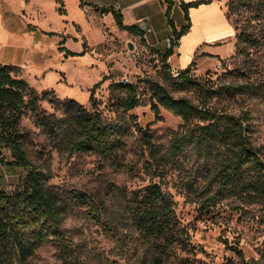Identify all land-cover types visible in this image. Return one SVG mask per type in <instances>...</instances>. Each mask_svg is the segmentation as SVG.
Wrapping results in <instances>:
<instances>
[{"label": "rangeland", "instance_id": "rangeland-1", "mask_svg": "<svg viewBox=\"0 0 264 264\" xmlns=\"http://www.w3.org/2000/svg\"><path fill=\"white\" fill-rule=\"evenodd\" d=\"M10 1L9 23L17 30L10 42L1 41L0 59L17 65L18 76L40 94L39 103L45 112L62 113L53 105L56 99L73 98L89 106L93 86L102 79L94 88L99 108L110 118L125 120L130 128L119 157L104 160L94 151L59 152L35 123L31 110L21 116L20 125L29 136L31 156L50 167L48 183L69 199L64 226L72 264H151L155 245L132 226L125 204L135 190L144 189L153 178L174 200L179 239L170 247L168 264L183 260L227 264L230 258L238 257L237 248L246 257L264 262V203L224 195L207 208L203 200L211 192L207 191L209 161L188 145L180 169L169 166L164 175L153 174L146 164L147 143L143 141L168 143L187 126L180 115L168 108L160 105L158 112L152 108L149 82L156 80L166 84L176 96H187L218 111L247 113L251 138L264 150V23L253 21L249 30L259 38L258 42L246 45L244 53L236 54L237 34L244 21L233 13L228 15L230 0H220L232 32L218 40L205 39L202 43L206 47L195 50L191 60L192 73L210 88L207 92L173 85L166 76L162 57L165 51L149 45L142 34L120 27L106 7L80 3L76 8L72 0H64L65 12L60 13L56 0H25L26 5L24 0ZM183 15L182 10L180 16ZM172 17L179 18L177 11ZM32 25L35 29L29 28ZM206 31L216 32L208 26ZM62 46L79 54H67ZM211 50L213 53L206 52ZM120 81L136 85L140 103L132 109L113 105V89L121 91L115 87ZM245 82L256 84L258 89L238 92L237 86ZM196 122L203 120L194 118L188 124ZM23 175L20 168L5 171L3 187L8 191L16 188ZM112 185L125 194L111 192ZM77 189L106 200L108 212L118 220L114 235L91 217L85 204L73 202L72 192ZM60 263L53 239L39 245L30 257V264Z\"/></svg>", "mask_w": 264, "mask_h": 264}, {"label": "trees", "instance_id": "trees-1", "mask_svg": "<svg viewBox=\"0 0 264 264\" xmlns=\"http://www.w3.org/2000/svg\"><path fill=\"white\" fill-rule=\"evenodd\" d=\"M56 1L60 4V13H64L65 1ZM165 1L168 3L166 15L175 38L172 46L162 54L166 76L176 87H195L210 92V88L204 87L202 81L192 73V61L180 68L178 75H174L167 62L181 36L191 27L190 7L210 0H182L181 6L188 22L180 28H177L171 14L172 0ZM106 9L113 12L120 27L144 36L143 29L123 21L121 11L110 7ZM227 13H233L244 21L237 34L235 52L244 53L246 45L258 42L259 38L249 29L255 20L264 23V0H230ZM29 28L35 29V26ZM61 49L67 54H79L66 46ZM17 68L16 64L0 62V264H30V257L36 248L48 239L55 240L60 264H72L64 226L69 199L48 183L50 167L31 156L29 136L20 125L21 116L26 110H31L35 123L59 152L94 151L104 160H116L119 157L130 128L125 120L110 118L99 108L94 88L102 79L93 86L89 106L73 98L67 101L56 99L53 105L62 111L57 115L45 112L39 103L40 94L25 78L18 76ZM115 87L122 91L113 89V105L116 107L129 110L140 103L133 82L120 81ZM237 88L238 92L258 89L251 82L240 84ZM149 90L155 112L162 105L180 115L187 124L168 143L143 139L147 143L146 164L153 174L164 175L169 166L180 169L184 163L183 154L188 145H192L197 154L209 161L206 169L207 191L211 192L204 198L203 205L209 208L224 195L264 203V150L251 138L247 113L218 111L196 103L187 96H176L166 84L156 80H150ZM194 118L203 122L188 124ZM18 168L24 172L22 181L19 186L8 191L1 180L4 172ZM110 191L124 192L113 185ZM71 199L74 203L85 204L91 217L100 221L110 235L115 234L118 220L108 212L103 197L77 189L73 190ZM173 206L172 197L154 178L144 189L135 190L126 199V214L132 226L142 238L155 245L156 254L151 264H168L170 247L179 239ZM237 252L238 257L230 258L227 264H264L261 259L246 257L241 248H237ZM177 264L193 263L183 260Z\"/></svg>", "mask_w": 264, "mask_h": 264}, {"label": "crops", "instance_id": "crops-1", "mask_svg": "<svg viewBox=\"0 0 264 264\" xmlns=\"http://www.w3.org/2000/svg\"><path fill=\"white\" fill-rule=\"evenodd\" d=\"M53 1V0H50ZM75 7L80 3L85 6L110 7L119 10L123 14V21L127 24H134L143 29L149 45L160 50L168 49L167 38L172 34V28L169 25L166 15L168 3L165 0H72ZM182 0H172L171 14L177 11L179 18L175 20L177 28L187 24L185 14L180 16L183 8ZM190 1V0H185ZM25 3V0H24ZM26 5V3H25ZM6 6L7 9L4 8ZM11 6L10 0H0V43L1 41L10 42L17 28L11 27L7 10ZM184 13V11H183ZM191 17V27L179 39L174 52L169 56L172 66L186 67L191 63L193 52L195 50H204L206 46L202 43L206 40H218L227 32H232L231 24L226 17V8L220 0H210L201 3L198 6H192L189 9ZM218 23L215 26L214 24ZM151 27V30L146 27ZM215 30V33L209 34L206 27ZM19 31V30H18ZM212 52L213 51H206ZM0 62H3L0 59Z\"/></svg>", "mask_w": 264, "mask_h": 264}, {"label": "built area", "instance_id": "built-area-1", "mask_svg": "<svg viewBox=\"0 0 264 264\" xmlns=\"http://www.w3.org/2000/svg\"><path fill=\"white\" fill-rule=\"evenodd\" d=\"M145 27L148 30H151L152 29L151 27H147V26H145ZM173 40H175L173 34H171L170 36H168V38H167L168 48L172 46ZM168 61H169V57H168ZM180 68L181 67L173 66V70L172 71H173L174 75H178L179 74Z\"/></svg>", "mask_w": 264, "mask_h": 264}, {"label": "water", "instance_id": "water-1", "mask_svg": "<svg viewBox=\"0 0 264 264\" xmlns=\"http://www.w3.org/2000/svg\"><path fill=\"white\" fill-rule=\"evenodd\" d=\"M129 44H130L131 47L133 46V44L131 42Z\"/></svg>", "mask_w": 264, "mask_h": 264}]
</instances>
